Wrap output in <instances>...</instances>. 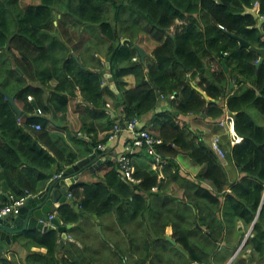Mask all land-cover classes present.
Instances as JSON below:
<instances>
[{
  "label": "trees",
  "instance_id": "1",
  "mask_svg": "<svg viewBox=\"0 0 264 264\" xmlns=\"http://www.w3.org/2000/svg\"><path fill=\"white\" fill-rule=\"evenodd\" d=\"M256 3L258 17L248 12ZM262 18L264 0H0V206L9 195L19 198L27 191L39 194L46 187L50 171L56 169L61 174L88 154L93 145L98 148L108 144L116 126L123 129L121 134L136 116L139 119L149 113L158 117L143 129L163 141L157 148L162 157L182 153L202 166L196 180L191 181L180 176L178 161L169 159L164 178L159 180L158 173L134 162L135 176L141 181L133 183L120 178L117 160L110 159L98 169L105 173L103 182H77L69 191L74 205L59 208L57 216L65 225L75 227L67 233L73 241H66L65 250L60 246L63 237L58 230L28 231L18 243L28 255L23 257L21 249L11 250L12 256L4 257L2 264H180L172 260L175 252L189 264H222L227 254L239 248L253 225L243 250L245 254L251 250L250 259L264 261V124L257 123L251 113L257 109L264 115V60L258 65L261 55L242 48L231 36L238 35L251 47L264 49V23L259 27ZM84 27L90 29V37L82 41L81 52L77 53L72 43L76 34H83ZM136 44L147 52L145 60L135 49ZM130 75L136 78V86L131 89L125 80ZM231 83L239 87L236 94L230 89ZM113 84L118 93L112 89ZM3 92L13 95L23 111L22 118ZM71 103L76 104L72 107ZM107 103L111 115L106 112ZM34 104L43 115H36ZM162 106L168 109L157 112ZM226 112L234 115L235 129L244 138L232 148L223 140L227 158L245 174L231 182L223 161H218L207 141L179 122L181 116L195 114L221 124ZM101 121H106L104 130L92 128ZM34 124H40L41 129H33ZM84 134L90 141L83 138ZM69 137L75 139L74 153L67 146ZM139 150L146 152L145 148ZM203 165L207 166L205 172ZM203 181H209L213 190L205 188ZM173 185L183 190V197L174 198ZM108 215L115 218L113 228L104 222ZM170 224L173 238L189 257L166 240ZM100 225L104 239L98 232ZM75 230L83 231V237ZM34 247L47 252L32 251Z\"/></svg>",
  "mask_w": 264,
  "mask_h": 264
},
{
  "label": "water",
  "instance_id": "2",
  "mask_svg": "<svg viewBox=\"0 0 264 264\" xmlns=\"http://www.w3.org/2000/svg\"><path fill=\"white\" fill-rule=\"evenodd\" d=\"M248 12L258 17V13L256 10L252 9L248 10ZM263 23L264 18L259 20V27H261ZM231 36L240 42L242 48H250L251 50L261 55V59L259 60L258 65L263 62L264 49L251 47V45L247 41L239 36ZM134 47L138 50L141 59L145 60L148 54L144 50V48H142L138 44H136ZM109 67L110 64H108V68ZM110 77L111 75L108 74L107 78ZM112 89L116 93H118V89L115 84L112 85ZM3 93L12 104L18 116L21 117L23 115V111L17 105L14 97L5 92ZM34 106L37 109V105L34 104ZM90 150L91 154L88 157L78 161L72 166L67 167L60 178H55V176L57 175V171L54 170L50 174V182L47 188L44 191L40 192L36 197L29 199L28 203L21 208L19 214L0 218V260L9 252H11L13 246L18 243L20 234L28 231H40L46 233L50 230H58L60 235L63 237L60 246H64V244L66 243L65 239L67 238V232L74 228V225H63L62 219H60L59 217L50 219V215L57 211V204L70 202L67 197L70 191L69 186L74 185L79 180L83 169L89 168L90 170L95 171L105 160L101 159V157L103 156L102 150L96 148L94 145ZM75 209L77 211H80L79 207H75ZM98 231L103 236L102 227H99ZM166 239L178 251L186 256H189L188 253L182 248V246H180L176 240L172 239L170 235H167ZM240 262L245 263L243 258H241Z\"/></svg>",
  "mask_w": 264,
  "mask_h": 264
},
{
  "label": "crops",
  "instance_id": "3",
  "mask_svg": "<svg viewBox=\"0 0 264 264\" xmlns=\"http://www.w3.org/2000/svg\"><path fill=\"white\" fill-rule=\"evenodd\" d=\"M4 54H8L7 52H4ZM9 59L11 58L10 56L8 57ZM13 64V63H12ZM17 68V70L23 75V72H22V70L17 66L16 67ZM198 78V77H197ZM125 80L127 81V83H128V88H134L135 87V85H136V78H135V76H133V75H130V76H127L126 78H125ZM238 87V85H236V84H234V83H231V85H230V89H232V90H234V91H236V90H238L239 89V87ZM177 96H178V94H177ZM32 98V97H31ZM30 101H34L33 100V98L30 100ZM111 102V101H110ZM18 105V104H17ZM165 105V104H164ZM19 107H20V109H21V106L19 105ZM38 108V107H37ZM167 107L166 106H162V108H160V109H158L157 111L158 112H160L162 109L164 110V109H166ZM36 109V108H35ZM168 109V108H167ZM22 110V109H21ZM253 111H256L257 113H259V114H261L263 117H264V115L262 114V113H260L257 109H255V110H253ZM252 111V112H253ZM116 113H117V115L119 116L120 114H119V111H116ZM228 115H232V114H230L229 112H226V115H225V117L223 118V119H226V117L228 116ZM154 116H153V113H149V114H147V115H145V116H143L142 118H139V127L140 128H144L145 126H147V125H151L152 124V121H154ZM105 122L106 121H101V122H98L97 124H95V125H93L92 126V128L93 129H96L97 127H99V128H97V130H102V128H103V126H105ZM179 122H180V125L185 129V130H187V131H195V132H197L198 133V135L199 136H201V137H203L206 141H207V143L208 144H211V142H212V139H213V137L214 136H219V137H221V139L222 140H224L225 141V144H227V145H231V135H230V129H231V126H225V125H223V126H225V127H223L222 125H220L218 122H219V120H211V119H208V118H202V117H200L199 115H188V116H181L180 118H179ZM261 124H264V119L262 120V123ZM30 134H33V132L32 131H28ZM194 132V134H197V133H195ZM89 136L87 135L86 136V134L85 135H83V138L84 139H86V138H88ZM120 138V139H119ZM238 138H241V140L243 139L241 136H239L238 135ZM133 139V134H131L130 132H127V131H125V132H123V133H121L119 136H118V139L116 140V141H113V142H109L107 145H106V147H107V150H105L104 151V154H105V156L103 155L102 157H101V159H105L102 163H101V165L100 166H102L105 162H107L108 160H117V156H118V154H120L121 153V151H123V149H124V146L130 141V140H132ZM90 140V139H89ZM161 140V139H160ZM162 141V140H161ZM70 143V144H69ZM74 143H75V139H74V137H69L68 138V146H70L68 149H69V151L70 152H74V150H75V148H76V145H74ZM162 143H163V141H162ZM160 145H162V144H159V146ZM232 146L233 145H231V148H232ZM90 148H91V146H90ZM71 149V150H70ZM74 149V150H73ZM90 150V149H89ZM232 150V149H231ZM230 150V151H231ZM159 152V151H158ZM214 152V151H213ZM141 153V154H140ZM215 153V152H214ZM91 154V150H90V152H88V154H84L83 155V158H80V160H82V159H84V158H86V157H88L89 155ZM137 155H136V157H135V163H136V166L137 165H141V166H143V167H147V168H149V169H151L152 171H154L153 169H152V164H153V162H152V160H151V158L149 159V157H148V155H147V153L146 152H144L143 153V151H138L137 153H136ZM77 155V154H76ZM162 156V155H161ZM78 158H79V156H77ZM167 158H164L165 160H169V159H174L176 162L178 161V164H179V166H180V172H179V174H180V176L182 177V178H184V179H187V180H191V181H194V180H196V177H197V175L199 174V172H200V170H201V168H202V166H200V165H198V163L196 162V161H192L191 159H189L187 156H185L184 154H182V153H179L177 156H171V155H168V156H166ZM218 161H223L221 158H220V160H218ZM115 162V161H114ZM222 165L223 166H225L227 169H226V172H227V175L229 176L228 178H229V180H230V182L232 181V179H234L235 178V180H239L241 177H243V176H245V174L244 173H242V169H237V166H236V163L235 162H233V160H230V159H228L227 157H226V161H223V163H222ZM58 166H60V164H58ZM100 166L94 171V170H90L89 168H85V169H83V172L81 173V175H80V178H79V180L77 181V182H83V183H95V182H103V177H104V172H99V168H100ZM203 167H204V170H203V172H205V171H207V166H205V165H203ZM236 170L235 171V173H234V171L233 170ZM56 170V169H55ZM164 170H165V168L163 169V171H162V174H163V176H161V174H159L157 171H154V172H156V173H158V178H159V180H161V179H163L164 178ZM175 169L173 168V171H174ZM53 171H50L49 173L51 174ZM48 173V180H47V183H46V187H45V189L47 188V186H48V184H49V182H50V174ZM119 175H120V173H119ZM120 178L122 179V180H124V178L120 175ZM125 181V180H124ZM76 182V183H77ZM75 183V184H76ZM203 186L205 187V188H207V189H209V190H212L213 188L211 187V185L210 184H208V183H206V182H203ZM70 188H71V186H69ZM177 188V187H176ZM44 189V190H45ZM178 189V188H177ZM43 190V191H44ZM153 191H157V187H156V189L155 190H153ZM180 191V190H179ZM42 192V191H41ZM181 192V196H179V195H175L174 197H183V190H181L180 191ZM68 197V196H67ZM70 202H64V203H62V204H57L56 205V207H57V211H55V215H57V213H58V211H59V208L62 206V205H64V204H72L73 205V203H72V201H71V199H68ZM57 212V213H56ZM95 218L97 219L96 221L97 222H100V219L97 217V216H95ZM108 217H106V219H104V222H105V224H106V226L107 227H111L112 225H114L115 226V224H116V222H114L115 221V218L113 217V216H110L108 219H107ZM112 218V219H111ZM112 221H111V220ZM108 220H109V222H108ZM85 221H87V219H85ZM109 225H108V224ZM241 224V226H242V223H240ZM76 226V225H75ZM240 226V227H241ZM99 227H102L101 225L100 226H98V228ZM173 230H174V227H173V225L172 224H170V225H168L167 227H166V235L167 234H169V235H172L173 234ZM102 231H103V229H102ZM76 234H79L80 235V233H81V231H77V230H75L74 231ZM79 232V233H78ZM99 232V231H98ZM24 235V234H23ZM102 236V235H101ZM103 236H104V234H103ZM102 236V238L104 239L105 237H103ZM20 238H22V234H20ZM19 241V240H18ZM19 243V242H18ZM18 243L16 244V246L14 245L13 246V248H12V251L14 252V251H16V252H18L19 251V249H21L20 250V252L19 253H21V252H23V257H25L26 255H27V253L24 251V249H22V248H20L19 246L20 245H18ZM19 247V248H18ZM44 249V250H43ZM40 251V252H43V253H46L47 252V250L45 249V248H38V247H34V248H32V251ZM43 250V251H42ZM10 253V252H9ZM7 254V256H4V257H11L12 255H11V253L10 254ZM230 256V255H229ZM228 256V257H229ZM3 257V258H4ZM2 258V259H3ZM230 259L232 258V254H231V256L229 257ZM1 259V260H2ZM0 260V264H2L1 261ZM230 261V260H229ZM228 261V262H229ZM227 262V263H228ZM226 263V264H227Z\"/></svg>",
  "mask_w": 264,
  "mask_h": 264
},
{
  "label": "built area",
  "instance_id": "4",
  "mask_svg": "<svg viewBox=\"0 0 264 264\" xmlns=\"http://www.w3.org/2000/svg\"><path fill=\"white\" fill-rule=\"evenodd\" d=\"M255 9L258 11V3L255 4ZM223 28V27H221ZM174 98V96H172ZM30 100L32 99L31 97L29 98ZM106 112L108 114H112L113 112L111 111V105L110 103H107L106 105ZM36 115L40 116L43 115L42 110L36 109ZM222 125L225 126H231L232 128L234 127L235 124V119L233 115H228L224 121L221 122ZM33 129H41L40 124H34L31 126ZM124 131L131 132L133 134V139L130 140L132 142L127 143L124 146L123 151H121L120 154L117 156V162H118V167L120 170V175L127 181L133 182V183H139L141 180L137 179L135 174H136V166L134 164L135 162V157L136 153L138 152L137 150L140 148H145L146 153L149 157H151V160L153 162L152 164V169L154 171H157L161 176H163L162 171L167 165V161L161 156V154L158 152V145L162 144V141L157 138L156 136L152 135L150 132L147 130H144L143 128L139 127V119L134 118L132 121H130L127 125V129ZM122 132V129L119 126H116V133L113 134L109 138V142L116 141L118 139V136ZM233 133H235L232 130ZM232 133V134H233ZM233 144H236L241 141L240 138L236 137L233 134ZM107 145V144H106ZM106 145H100L98 149L103 151L107 150ZM213 147L214 149L222 156H225V152L220 144V139L215 138L213 141ZM62 174H57L55 178H60ZM37 195H34L27 191L23 196L21 197H16L15 195H9L8 201L0 206V218L10 216V215H16L19 214L21 211V208L25 206L30 198H34ZM72 197V193H68V198ZM56 216L54 214L50 215V219L55 218ZM66 241H73V238L69 236Z\"/></svg>",
  "mask_w": 264,
  "mask_h": 264
},
{
  "label": "bare ground",
  "instance_id": "5",
  "mask_svg": "<svg viewBox=\"0 0 264 264\" xmlns=\"http://www.w3.org/2000/svg\"><path fill=\"white\" fill-rule=\"evenodd\" d=\"M258 13H259V12H258ZM250 15H251V14H250ZM93 29H94V28H93ZM237 36H238V35H237ZM124 37H125V36H124ZM87 38H89V37H87ZM263 38H264V37H263ZM127 39H128V38H127ZM164 39H165V38H164ZM243 39H244V38H243ZM244 40H245V39H244ZM126 41H128V40H126ZM128 42H129V41H128ZM126 43H127V42H126ZM79 46H80V45H79ZM79 46H78V47H79ZM81 47H82V46H81ZM93 47H94V46H93ZM82 51H83V50H82ZM84 51H85V49H84ZM84 51H83L82 53H84ZM76 52H77V51H76ZM80 52H81V51H80ZM80 52H79V53H80ZM91 55H92V53H91ZM76 56H77V55H76ZM147 56H148V55H147ZM208 56H209V55H208ZM80 57H81V55H80ZM84 57H86V56H84ZM216 57H217V55H216ZM81 58H83V57H81ZM86 58H87V57H86ZM86 58H84V60H86ZM207 58H208V57H207ZM81 61H82V60H81ZM87 61H89V60H87ZM90 61H91V60H90ZM218 62H219V61H218ZM92 63H93V62H92ZM225 63H226V62H225ZM90 64H91V63H90ZM100 64H101V63H100ZM219 64H220V63H219ZM84 65H85V64H84ZM93 65H94V64H93ZM97 65H98V64H97ZM227 65H228V64H227ZM90 66H91V65H90ZM104 66H105V65H104ZM147 66H148V65H147ZM216 66H217V65H216ZM88 67H89V66H88ZM93 67H94V66H93ZM100 67L102 68V66H100ZM100 67H99V68H100ZM180 67H181V66H180ZM180 67H179V68H180ZM208 67H209V66H208ZM219 67H220V65H219ZM221 67H222V66H221ZM225 67H226V66H225ZM228 67H229V66H228ZM94 68H95V67H94ZM104 68H105V67H104ZM182 68H183V67H182ZM148 69H149V68H148ZM194 69H195V68H194ZM208 69H209V68H208ZM216 69H217V68H216ZM87 70H88V69H87ZM192 70H193V69H192ZM109 71H110V70H109ZM111 71H112V70H111ZM187 71H188V70H187ZM193 71H194V70H193ZM193 71H191V72H193ZM198 71L200 72V69H199ZM201 71H202V70H201ZM207 71H208V70H207ZM211 71H213V70H211ZM217 71H218V70H217ZM221 71H222V70H221ZM99 72H100V71H99ZM132 72H133V71H132ZM137 72H139V71H137ZM145 72H146V71H145ZM184 72H185V71H184ZM196 72H197V71H196ZM129 73H130V72H129ZM133 73H134V72H133ZM179 73H180V72H179ZM212 73H213V72H212ZM223 73H224V72H223ZM226 73H227V72H226ZM228 73H229V71H228ZM236 73H237V72H236ZM96 74L98 75V73H96ZM143 74H144V73H143ZM148 74H149V73H148ZM184 74H185V73H184ZM184 74H183V76H185ZM229 74H231V73H229ZM94 75H95V74H94ZM101 75H102V74H101ZM101 75H100V77H101ZM191 75H192V74H191ZM204 75H205V73H204ZM209 75H210V74H209ZM220 75H221V73H220ZM136 76H138V75H136ZM139 76H140V75H139ZM143 76H144V75H143ZM194 76H195V75H194ZM194 76H193V77H194ZM227 76H228V75H227ZM111 77H112V76H111ZM141 77H142V76H141ZM218 77H219V76H218ZM190 78H191V77H190ZM190 78H189V79H190ZM213 78H214V77H213ZM219 78H220V77H219ZM238 78H239V77H238ZM238 78H237V79H238ZM109 79H110V78H109ZM138 79H140V78L138 77ZM203 79H204V78H203ZM222 79H223V77H222ZM99 80H100V79H99ZM140 80H141V79H140ZM150 80H151V79H150ZM231 80H232V79H231ZM109 81H110V80H109ZM213 81H214V80H213ZM100 82H101V81H100ZM137 82H139V81H137ZM142 82H143V81H142ZM185 82H186V81H185ZM222 82H223V81H222ZM190 83H191V82H190ZM194 83H195V82H194ZM227 83H228V82H227ZM227 83H226V84H227ZM35 84H37V83H35ZM38 84H39V83H38ZM212 84H213V83H212ZM221 84H222V83H221ZM221 84H220V85H221ZM224 84H225V83H223V85H224ZM139 85H140V84H139ZM141 85H142V84H141ZM141 85H140V86H141ZM202 85H203V84H202ZM135 86H136V85H135ZM200 86H201V85H200ZM156 87H157V86H156ZM201 87H202V86H201ZM215 87H216V86H215ZM227 87H229V86H227ZM241 87H242V86H241ZM241 87H240V88H241ZM35 88H36V87H35ZM107 88H108V86H107ZM202 88H203V87H202ZM216 88H217V87H216ZM237 88H238V87H237ZM108 89H109V88H108ZM121 89H122V88H121ZM142 89L144 90V88H141V90H142ZM151 89H152V88H151ZM182 89H183V87H182ZM187 89H188V88L186 87V90H187ZM190 89H191V88H190ZM217 89H218V88H217ZM224 89H225V88H224ZM2 90H3V89H2ZM143 90H142V91H143ZM209 90H212V91H213V89H209ZM218 90H219V89H218ZM231 90H232V89H231ZM244 90H245V89H244ZM139 91H140V90H139ZM181 91H182V90H181ZM187 91H188V90H187ZM197 91H198V90H197ZM199 91H200V90H199ZM212 91H211V92H212ZM221 91H222V90H221ZM241 91H242V90H241ZM110 92H111V91H110ZM188 92H189V91H188ZM188 92H187V93H188ZM215 92H216V91H215ZM219 92H220V91H219ZM237 92H238V90H237ZM7 93H8V92H7ZM111 93H112V92H111ZM113 93H114V92H113ZM155 93H156V92H155ZM195 93H196V92H195ZM207 93H208V91H207ZM240 93H244V91H242V92H240ZM191 94H192V92H191ZM235 94H236V91H235ZM94 95H95V94H94ZM115 95H116V93H115ZM137 95H138V94H137ZM163 95H164V94H163ZM176 95H177V94H176ZM237 95H239V94H237ZM12 96H13V95H12ZM120 96H121V95H120ZM156 96H157V95H156ZM159 96H160V94H159ZM164 96H165V95H164ZM185 96H186V95H185ZM224 96H225V95H224ZM121 97H122V96H121ZM160 97H161V96H160ZM167 97H168V96H166V98H167ZM181 97H182V95H181ZM190 97H191V96H189V98H190ZM216 97H217V96H216ZM102 98H103V97H102ZM116 98H117V97H116ZM122 98H123V97H122ZM130 98H132V96H131ZM163 98H164V97H163ZM187 98H188V97H187ZM189 98H188V99H189ZM78 99H79V98H78ZM134 99H135V98H134ZM35 100H36V99H35ZM85 100H86V99H85ZM93 100H95V99H93ZM103 100H105V99H103ZM166 100H167V99H166ZM179 100H182V99H179ZM186 100H187V99H186ZM202 100H204V99L202 98ZM226 100H227V99H226ZM230 100H231V99H229V101H230ZM66 101H67V100H66ZM98 101H99V98H98ZM98 101H94V103H95V102L97 103ZM105 101H106V100H105ZM167 101H168V100H167ZM184 101H185V100H184ZM187 101H188V100H187ZM214 101H215V100H214ZM73 102H74V101H73ZM73 102H72V103H73ZM92 102H93V101H91V103H92ZM136 102H138V101H136ZM157 102H158V101H157ZM209 102H210V101H209ZM226 102H227V101H226ZM47 103H48V102H47ZM69 103H70V101H69ZM69 103H68V105H69ZM72 103H71V106L73 105ZM103 103H104V102H103ZM118 103H119V102H118ZM166 103H168V102H166ZM170 103H171V102H170ZM205 103H206V102H205ZM219 103H220V102H219ZM75 104H76V103H75ZM75 104H74L72 107H74ZM97 104H101V103H97ZM97 104H96V105H97ZM121 104H122V103H121ZM171 104H172V103H171ZM179 104H180V102H179ZM47 105H48V106H51V105H49V104H47ZM143 105H146V104L143 103ZM209 105H211V104H209ZM221 105H222V104H221ZM44 106H45V105H44ZM44 106L42 107V109L44 108ZM52 106H53V105H52ZM82 106H83V105H82ZM93 106H94V105H93ZM125 106H126V105H125ZM176 106H177V105H176ZM212 106H213V105H212ZM214 106H215V105H214ZM45 107H47V106H45ZM57 107H58V106H57ZM68 107L70 108V106H68ZM76 107H78V105H77ZM94 107H95V106H94ZM101 107H102V106H101ZM104 107H105V106H104ZM138 107H140V106L138 105ZM255 107H256V106H255ZM40 108H41V107H40ZM61 108H62V106H61ZM78 108H79V107H78ZM82 108H83V107H82ZM86 108H87V107H86ZM92 108H93V107H92ZM116 108H117V107H116ZM160 108H161V107H160ZM170 108H171V107H170ZM207 108H208V107H207ZM225 108H226V107H225ZM251 108H252V107H251ZM251 108H250V109H251ZM59 109H60V108H59ZM103 109H104V108H103ZM119 109H120V108H119ZM141 109H142V108H140V110H141ZM154 109H155V108H154ZM154 109H153V110H154ZM166 109H167V108H166ZM176 109H177V108H176ZM214 109H215V108H214ZM243 109H244V108H243ZM45 110H46V109H45ZM57 110H58V109L56 108V111H57ZM61 110H62V109H61ZM61 110L58 111V112H56V113L61 112ZM86 110H87V109H86ZM86 110H85V111H86ZM113 110H114V109H113ZM136 110H139V109H136ZM140 110H139V111H140ZM142 110H143V109H142ZM157 110H158V109H157ZM219 110H220V109H219ZM251 110H252V109H251ZM34 111H35V110H34ZM52 111H53V110H52ZM52 111H51V112H52ZM54 111H55V110H54ZM54 111H53V112H54ZM74 111H76V109L73 110V112H74ZM90 111H91V110H89V113H91ZM116 111H117V110H116ZM143 111H144V110H143ZM145 111H146V107H145ZM169 111H170V110H169ZM207 111H209V110L207 109ZM210 111H211V110H210ZM213 111H214V110H213ZM215 111H216V110H215ZM231 111H232V110H231ZM235 111H236V110H235ZM239 111H240V110H239ZM243 111H245V110H243ZM261 111H262V110H261ZM62 112H63V111H62ZM86 112L88 113V110H87ZM141 112H142V111H141ZM147 112H148V111H147ZM157 112H158V111H157ZM229 112H230V110H229ZM245 112H246V111H245ZM259 112H260V111H259ZM56 113H54V114H56ZM103 113H104V112L102 111V114H103ZM145 113H146V112H145ZM154 113H155V112H154ZM171 113H172V112H171ZM175 113H176V112H175ZM194 113H195V112H194ZM202 113H203V112H202ZM215 113H217V112H215ZM230 113H231V112H230ZM251 113H252V112H251ZM15 114H16V113H15ZM25 114L27 115L28 113H25ZM33 114H34V113H33ZM92 114H93V113H92ZM135 114H136V113H135ZM140 114H141V113H140ZM155 114H157V113H155ZM158 114H159V113H158ZM164 114H165V113H164ZM168 114H169V113H168ZM168 114H167V115H168ZM196 114H197V113H196ZM205 114H206V113H205ZM209 114H210V113H209ZM223 114H224V113H223ZM30 115H31V113H30ZM46 115H47V114H46ZM46 115H45V116H46ZM48 115H49V114H48ZM58 115H59V114H58ZM65 115H66V113H65ZM88 115H89V114H88ZM98 115H99V114H98ZM122 115H123V114H122ZM125 115H126V114H125ZM194 115H195V114H194ZM56 116H57V115H56ZM66 116H67V115H66ZM100 116H101V115H100ZM161 116H162V115H161ZM161 116H160V117H161ZM170 116H171V115H170ZM200 116H201V115H200ZM53 117H54V115H53ZM92 117H93V116H92ZM155 117H158V116H155ZM21 118H22V117H21ZM66 118H67V117H66ZM100 118H101V117H100ZM118 118H119V117H118ZM136 118H137V116H136ZM90 119H91V118H90ZM96 119H97V118H96ZM79 120H81V119H79ZM91 120H92V119H91ZM93 120H95V118H93ZM101 120H102V119H101ZM87 121H88V120H87ZM95 121H96V120H95ZM111 121H112V120H111ZM113 121H114V120H113ZM113 121H112V122H113ZM119 121H120V120H119ZM119 121H118V122H119ZM124 122H125V121H124ZM86 123H87V122H86ZM90 123L92 124V122H90ZM105 123H106V122H105ZM121 123H122V122H121ZM108 124H109V122H108ZM127 124H128V123H127ZM70 125H71V124H70ZM83 125H84V124H83ZM94 125H95V124H94ZM116 125H117V124H116ZM95 126H96V125H95ZM105 126H106V125H105ZM107 126L109 127V125H107ZM80 128H81V127H80ZM83 128L85 129V127H83ZM103 128H104V126H103ZM103 128H102V130H104ZM105 128H106V127H105ZM120 128H121V127H120ZM123 128H124V127H123ZM70 129H71V128H70ZM144 129H145V128H144ZM96 130H97V129H96ZM106 130H108V129H106ZM111 130H112V129L108 130L109 133H110ZM122 130H123V129H122ZM71 131H72V130H71ZM90 131L93 132L94 130H90ZM90 131H89V133H90ZM72 132L74 133V132H77V131H72ZM111 132H112V131H111ZM114 132H115V131H114ZM127 132H128V131H127ZM148 132H150V131H148ZM87 133H88V132H87ZM89 133H88V134H89ZM95 133H96V132H95ZM95 133H94V134H95ZM100 133H101V132H100ZM100 133H99V134H100ZM103 133H104V132H103ZM115 133H116V132H115ZM150 133H152V132H150ZM60 134H61V133H60ZM76 134H77V133H76ZM88 134H87V135H88ZM106 134H108V133H106ZM57 135H58V134H57ZM84 135H85V134H84ZM87 135H86V136H87ZM102 135H103V134H102ZM97 136H98V135H97ZM97 136H96V137H97ZM104 136H105V135H104ZM89 137H90V136H89ZM89 137H88V138H89ZM105 137H106V136H105ZM107 137H108V136H107ZM63 138H64V137H62L61 140H63ZM101 138H103V137H101ZM81 139H82V138H81ZM89 139H90V138H89ZM92 139H93V137H92ZM95 139H96V138H94V140H95ZM103 139H104V138H103ZM119 139H120V138H119ZM58 140H59V139H57V142H58ZM61 140H60V141H61ZM89 141H90V140H89ZM98 141H99V140H98ZM62 142H63V141H62ZM93 142H94V141H93ZM69 144H70V143H69ZM83 144H84V143H83ZM87 144H88V143H86V145H87ZM95 144H96V142H95ZM53 146H55V145H53ZM57 146H58V145H57ZM59 146H60V144H59ZM61 146H64V145H61ZM61 146H60V147H61ZM67 146H68V145H67ZM67 146H66V147H67ZM97 146H99V145H97ZM69 147H70V146H69ZM47 148H48V147H47ZM87 148H88V147H87ZM56 149H57V148H56ZM70 150H71V149H70ZM73 150H74V149H73ZM58 151H59V150H58ZM58 151L56 150L57 154H58ZM74 151H75V150H74ZM50 152H51V151H50ZM59 152H60V151H59ZM52 153H53V152H52ZM73 153H74V152H73ZM61 154H62V153H61ZM65 154H66V153H65ZM54 155H55V154H54ZM104 156H105V154H104ZM82 158H83V157H82ZM57 159L59 160V155H58ZM149 159H150V158H149ZM76 160H77V159H76ZM60 161H61V160H60ZM72 195H73V194H72ZM4 196H5V195H4ZM6 196H7V195H6ZM169 196H170V195H169ZM124 197H125V196H124ZM124 197H122V198H124ZM126 197H128V196H126ZM126 197H125V198H126ZM129 197H130V196H129ZM145 197H146V196H145ZM153 197H154V196H153ZM150 198H151V197H150ZM2 199H3V198H2ZM127 199H128V198H127ZM133 199H134V197L132 198V200H133ZM177 199H178V198H177ZM7 200H8V199H7ZM81 200H82V199H81ZM111 200H112V199H111ZM113 200H114V199H113ZM121 200H122V199H121ZM123 200H124V199H123ZM139 200H140V199H139ZM145 200H146V198H145ZM71 201H72V200H71ZM95 201H96V200H95ZM95 201H94V202H95ZM129 201H130V200H129ZM134 201H135V200H134ZM178 201H179V200H178ZM180 201H181V200H180ZM72 202H73V201H72ZM74 202H76V201H74ZM96 202H97V201H96ZM99 202H100V201H99ZM113 202H114V201H113ZM126 202H127V201H126ZM131 202H133V201H131ZM136 202H137V201H136ZM138 202H139V201H138ZM81 203H82V202H81ZM123 203H124V202H123ZM123 203H122V204H123ZM140 204H142V203H140ZM73 205H74V204H73ZM75 205H76V204H75ZM119 205H121V204H119ZM127 205H128V206H131V205H129L128 203H127ZM135 205H136V207H137L138 209L140 208V207H138L137 203H135V204L133 203V206H134V207H135ZM149 205H150V204H149ZM149 205H148V206H149ZM152 205H153V204H152ZM157 205H159V204H157ZM163 205H164V204H163ZM115 206H116V205H115ZM122 206H123V205H122ZM133 206H132V207H133ZM168 206H169V205H168ZM74 207H75V206H74ZM118 207H119V206H118ZM118 207H117V208H118ZM134 207H133V208H134ZM141 207H142V206H141ZM150 207H151V205H150ZM172 207H173V206H172ZM107 208H108V207H107ZM107 208H106V209H107ZM146 208H147V207H146ZM156 208H157V207H156ZM84 209H85V208H84ZM115 209H116V208H115ZM130 209H131V208H130ZM130 209H129V211H130ZM138 209H137V210H138ZM151 209H152V207H151ZM73 210H74V209H73ZM94 210H95V209H94ZM154 210H156V209H154ZM59 211H60V210H59ZM59 211H58V212H59ZM107 211H108V209H107ZM109 211H110V209H109ZM140 211H141V212H140V213H141V216H143V214H142V210H141V209H140ZM147 211H148V210H147ZM61 212H62V211H61ZM77 212H78V211H77ZM80 212H81V211H80ZM83 212H84V211H83ZM95 212H96V211H95ZM110 212H111V211H110ZM125 212H126V211H125ZM56 213H57V212H56ZM59 213H60V212H59ZM111 213H112V212H111ZM79 214H80V213H79ZM100 214H101V213H100ZM104 214H105V212H104ZM107 214H109V213L107 212ZM163 214H164V213H163ZM163 214H162V215H163ZM165 214H166V213H165ZM165 214H164V215H165ZM57 215H58V214H57ZM117 215H118V214H117ZM139 215H140V214H139ZM156 215H157V214H156ZM162 215H161V216H162ZM90 216H91V215H90ZM108 216H109V215H108ZM63 217H64V216H63ZM91 217H92V216H91ZM99 217H100V216H99ZM109 217H110V216H109ZM109 217H108V218H109ZM115 217L117 218V216H115ZM127 217H128V216H127ZM143 217H144V216H143ZM86 218H87V216H86ZM101 218H102V217H101ZM108 218H107V219H108ZM137 218H138V217H137ZM139 218H140V216H139ZM153 218H154V217H153ZM80 219H82V218H80ZM87 219H88V218H87ZM105 219H106V218H105ZM111 219H112V218H111ZM111 219H110V220H111ZM117 219H119V217H118ZM143 219H144V218H143ZM64 220H65V219H64ZM95 220H97V219H95ZM100 220H101V219H100ZM120 220H121V219H120ZM131 220H132V219H131ZM136 220L139 221L140 219H136ZM136 220H135V221H136ZM62 221H63V220H62ZM80 221H81V220H80ZM111 221H112V220H111ZM117 221H118V220H117ZM140 221H141V220H140ZM95 222H96V221H95ZM100 222H101V221H100ZM108 222H109V220H108ZM114 222H115V221H114ZM131 222H132V221H131ZM143 222H144V221H143ZM63 223H64V222H63ZM82 223H83V222H82ZM117 223H119V221H118ZM121 223H122V221H121ZM127 223H128V222H127ZM129 223H130V221H129ZM146 223H147V222H146ZM146 223H145V224H146ZM70 224H71V223H70ZM73 224H74V223H73ZM107 224H108V223H107ZM122 224H123V223H122ZM131 224H132V223H131ZM139 224H140V223H139ZM108 225H109V224H108ZM125 225H126V224H125ZM80 226H81V225H80ZM113 226H114V225H112L111 227L113 228ZM130 226H131V225H130ZM83 227H84V226H83ZM122 227L125 228V226H122ZM126 227H127V226H126ZM128 227H129V226H128ZM74 228H75V227H74ZM74 228H73V229H74ZM76 228H78V227H76ZM129 228H130V227H129ZM73 229H72V230H73ZM79 229H80V228H79ZM121 229H122V228H121ZM125 229H126V228H125ZM130 229H131V228H130ZM80 230H81V229H80ZM88 230H89V229H88ZM127 230H128V229H127ZM129 231H130V230H129ZM81 232H83V231H81ZM84 232H86V230H84ZM67 233H68V232H67ZM74 233H75V232H74ZM76 233H77V232H76ZM76 233H75V234H76ZM78 233H79V232H78ZM104 233H105V232H103V234H104ZM111 233H112V231H111ZM69 234H71V233L69 232ZM88 234H89V233H88ZM90 234H91V232H90ZM108 235H109V234H107V236H108ZM127 235H128V234H127ZM80 236H82V235H80ZM114 236L116 237V235H114ZM71 237H72V236H71ZM82 237H83V236H82ZM82 237H78V239H79V238H82ZM115 237H114V238H115ZM129 237H130V236H129ZM88 238L90 239V237H88ZM130 238H131V237H130ZM23 239H24V238H23ZM89 239H88V240H89ZM110 239H111V238H110ZM117 239H118V238H117ZM81 240H82V239H81ZM92 240H94V239L92 238ZM92 240H91L90 242H88V243H92V242H93ZM118 240H119V239H118ZM24 241H25V239H24ZM26 241H27V239H26ZM84 241L87 242L86 240H84ZM18 242H19V241H18ZM101 242H102V241H101ZM104 242H105V241H104ZM130 242H131V241H130ZM88 243H87V244L85 243V244L88 246ZM94 243H96V240H95ZM106 243H107V242H106ZM66 244H67V243H66ZM129 244H130V243H129ZM57 245H58V244H57ZM64 245H65V244H64ZM83 245H84V244H83ZM86 245H85V246H86ZM105 245H106V244H105ZM107 245H108V244H107ZM15 246H16V245H15ZM29 246H30V245H29ZM37 246H38V245H37ZM72 246H73V245H72ZM108 246H109V245H108ZM112 246H113V245H112ZM121 246H122V244H121ZM95 247H96V246H95ZM95 247H94V248H95ZM97 247H98V245H97ZM18 248H19V247H18ZM28 248H29V247H28ZM30 248H31V247H30ZM63 248H64V250H65V246H64ZM63 248H62V250H63ZM66 248H67V247H66ZM70 248H71V247H70ZM72 248H73V247H72ZM77 248H78V247H77ZM84 248H85V247H84ZM91 248H92V247H91ZM98 248L100 249V247H98ZM23 249H24V248H23ZM58 249H59V248H58ZM73 249H74V248H73ZM92 249H93V248H92ZM24 250H25V249H24ZM26 250H27V249H26ZM43 250H44V249H43ZM43 250H42V251H43ZM96 250H97V249H96ZM29 251H30V250H29ZM36 251H37V250H36ZM117 251H118V250H117ZM119 251H120V250H119ZM122 251H123V250H122ZM26 252H27V251H26ZM62 252H63V251H62ZM70 252H71V251H70ZM97 252H98V250H97ZM105 253H108V252H105ZM114 253H115V251H114ZM121 253H123V252H121ZM70 254H71V253H70ZM89 254H90V253H89ZM102 254H104V253H102ZM115 254H116V253H115ZM123 254H124V253H123ZM27 255H28V253H27ZM62 255H63V254H62ZM62 255H61V256H62ZM77 255H78V254H77ZM105 255H106V254H105ZM17 256H18V255H17ZM69 256H70V255H69ZM108 256H109V255H108ZM121 256H122V255H121ZM62 257H63V256H62ZM72 257H73V256H72ZM89 257H90V256H89ZM92 257L94 258L95 256H93V254H92ZM109 257H110V256H109ZM8 258H9V257H8ZM27 258H28V257H27ZM27 258H26V259H27ZM97 258H98V257H97ZM105 258H106V256H105ZM123 258H124V257H123ZM65 259H66V258H65ZM94 259H95V258H94ZM89 260H90V259H89ZM108 260H109V259H108ZM119 260H121V259H119ZM68 261H69V260H68ZM71 261H72V260H71ZM100 261H101V260H99V262H100ZM65 262H66V261H65ZM99 262H97V263H99ZM1 263H2V262H1ZM120 263H121V261H120ZM99 264H100V263H99ZM109 264H110V263H109Z\"/></svg>",
  "mask_w": 264,
  "mask_h": 264
},
{
  "label": "rangeland",
  "instance_id": "6",
  "mask_svg": "<svg viewBox=\"0 0 264 264\" xmlns=\"http://www.w3.org/2000/svg\"><path fill=\"white\" fill-rule=\"evenodd\" d=\"M75 30H76V29H75ZM82 30H83V34H81V35L76 34L77 37L75 38L74 43H72V47H73V49H75L74 52L77 51V53L81 51V47H78V46L81 45L82 41L88 39L87 37H90V35H89V34H90V33H89L90 29L84 27ZM76 49H78V50H76ZM6 56H7V58H8V57H9V54H7ZM197 82H198V81H197ZM105 83H106V81H105ZM252 116H253V118L256 120V122L259 123V124H261V123H262V120L264 119V117H263L261 114L257 113L256 111H253V112H252ZM226 169H227V168L225 167V170H226ZM233 171H234V173H235L236 170L234 169ZM203 182H206V183L210 184L209 181H203ZM188 188H189L190 190H193V189H194L193 186H189ZM171 189H172L171 192H172L174 195H179V196L182 195L181 192L179 191V189H177L175 185H173V186L171 187ZM240 226H241V224L239 225V227H240ZM109 235H110V233H109ZM105 247H106V246H105ZM233 251L235 252V250H233ZM234 252H233V253H234ZM185 256H186V255H185ZM227 256H229V255L227 254ZM241 257H245V258H246V261L250 262V264H264V261H259L257 258H256V259H253V260L250 259V256H249L248 254H245V256H243V254H241V256H240V254H239V256H238L237 259H239V258H241ZM172 260L175 261V262H177V263H180V264H182V263H184V264H189V263L185 262V261H184V258H183L182 256H180V255H179L178 253H176V252H175V254L172 253ZM229 260H230V258H229V257H226V259L223 261L222 264H226ZM260 262H261V263H260ZM233 264H234V263H233ZM235 264H236V263H235ZM241 264H243V263H241Z\"/></svg>",
  "mask_w": 264,
  "mask_h": 264
},
{
  "label": "clouds",
  "instance_id": "7",
  "mask_svg": "<svg viewBox=\"0 0 264 264\" xmlns=\"http://www.w3.org/2000/svg\"><path fill=\"white\" fill-rule=\"evenodd\" d=\"M259 62V61H258ZM172 96H174V95H172ZM172 96H171V98H172ZM172 99H175V96H174V98H172ZM234 116V115H233ZM235 119V118H234ZM222 121H224V119L222 120ZM220 125H222V124H220ZM223 126V125H222ZM223 127H225V126H223ZM232 130L235 132V133H233L232 132ZM236 136V137H238V133H237V131H236V129H235V124H234V127L232 128L231 127V129H230V135H231V145H233V146H235V145H237V144H239V143H241L243 140H244V138L240 141V142H238V143H236V144H233V134ZM240 136V135H239ZM158 138V137H157ZM200 138L201 139H203V137H201L200 136ZM215 138H219L220 139V144H221V146H222V148H223V150H224V152H225V156L224 157H222L215 149H214V147H213V141H214V139ZM210 146H211V148H212V150L218 155V157H219V159L221 158L223 161H226V150L224 149V147H223V140L221 139V137H219V136H214L213 137V139H212V142H211V144H209ZM230 145V146H231ZM159 146V145H158ZM232 146V147H233ZM80 161V160H79ZM76 164V163H75ZM85 169V168H84ZM57 171V170H56ZM62 173H64V171L62 172ZM61 173V174H62ZM58 174V173H57ZM212 187V186H211ZM156 188H153V190H155ZM213 190V189H212ZM35 195H38V194H35ZM9 197V196H8ZM36 197V196H35ZM179 197V196H178ZM174 198H176V197H174ZM31 199V198H30ZM68 199H70V198H68ZM29 201V200H28ZM28 203V202H27ZM262 209V208H261ZM261 209H260V212H261ZM55 213V212H54ZM53 213V214H54ZM55 215V214H54ZM56 217H58L57 215H55ZM63 225H65L64 223H63ZM253 227H254V225L250 228V230L247 232V235H246V239L242 242V244L239 246V248L234 252V253H232V258L230 259V261L227 263V264H233V263H235V261H238L239 263H241L240 262V260H241V258H243L244 259V261H245V263H243V264H246V258L245 257H241V258H239V259H237L238 258V256H239V254H240V256H241V254H243V256H245V250H243L244 249V246H245V244H246V241H247V239H248V237L251 235V233H252V231H253ZM173 233H174V230H173ZM167 235H169V234H167ZM167 235H166V237H167ZM171 236V238L172 239H174L173 238V234L172 235H170ZM71 237V236H70ZM69 238V235H67V238L66 239H68ZM65 239V240H66ZM167 240V239H166ZM175 240V239H174ZM178 243V242H177ZM180 245V244H179ZM181 246V245H180ZM174 247V246H173ZM183 248V247H182ZM184 249V248H183ZM177 250V249H176ZM180 252V251H179ZM250 252H251V250H248L247 252H246V254H250ZM183 254V253H182ZM184 255V254H183ZM230 256H231V254H230ZM229 256V257H230ZM186 257H189V256H186Z\"/></svg>",
  "mask_w": 264,
  "mask_h": 264
}]
</instances>
